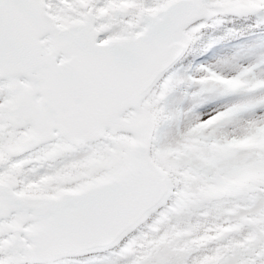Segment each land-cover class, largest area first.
Here are the masks:
<instances>
[{
	"label": "snow or ice",
	"instance_id": "1",
	"mask_svg": "<svg viewBox=\"0 0 264 264\" xmlns=\"http://www.w3.org/2000/svg\"><path fill=\"white\" fill-rule=\"evenodd\" d=\"M211 2L174 0L166 11L151 15L150 10L162 7L166 0H0V105L19 98L15 112H0V145L10 139V132L19 135L35 127V120L30 114L41 99L47 98L48 104L44 108L51 118L54 115L51 105L62 98L85 102L90 99L94 86H106L112 80L125 79L146 61L158 45L173 37L177 24L184 22L185 31L203 23L211 27L220 26L217 24L220 18L187 22L197 3L207 5ZM125 3L132 6L119 7ZM228 19L257 21L259 27L264 29V11L226 17L223 21ZM137 33L144 35L136 39ZM121 37L128 39H119ZM187 53L160 75L154 91L159 92L169 81L175 83L182 80L185 89L197 87L193 81L198 78L180 77L173 71ZM200 71L206 75L215 70L202 68ZM222 75L227 78L243 76L250 87L264 84V59L239 70L235 75ZM180 93L185 95L184 91H180L165 96L162 103L167 111L176 112L178 105L174 101ZM223 98H239L242 102L223 106L216 111L231 107L237 115L221 127L211 130L214 138L242 135L253 124H264V88L245 89ZM191 115L201 120L213 116L204 119L197 111ZM155 136L156 150H172L183 143V134L176 130L175 120L157 128ZM66 139L61 134L48 143L37 144L22 154L10 156L0 164V174H5L22 161H31L20 170L15 187L0 188V212L5 205L11 209L9 215L0 214V224L10 222L14 216L28 215L36 216L30 224L50 222L56 228L65 229L78 221L91 219L125 194L127 184L114 183L55 202L35 203L18 199L17 194L29 184L38 183L87 159L97 148L96 144L84 141L73 144L75 151L55 161L38 159L52 145L63 143ZM177 164L181 169L193 172L209 171L204 161L194 154L182 157ZM77 186L69 184L63 187L75 190ZM247 203L250 205L248 208L231 218L232 224L264 213V192L253 194ZM170 205L171 201L160 205L146 218L144 225L148 226L149 221L155 224L161 212H166ZM172 219L181 224L189 222L187 217L182 216ZM167 230V227L160 226L158 232H152L149 226L148 235L154 242L145 243L144 247L133 243L144 231L141 226L109 247L93 248L72 255L80 257L76 264H200L208 256H218L219 264H264V224H245L240 230L226 233L202 248L185 246L166 238ZM11 235L0 233V244ZM32 243L21 233L12 247L0 248V264H46L29 253L28 248ZM65 259L61 257L59 261Z\"/></svg>",
	"mask_w": 264,
	"mask_h": 264
},
{
	"label": "rangeland",
	"instance_id": "2",
	"mask_svg": "<svg viewBox=\"0 0 264 264\" xmlns=\"http://www.w3.org/2000/svg\"><path fill=\"white\" fill-rule=\"evenodd\" d=\"M207 6L226 7L243 14L251 8L248 0H245V4L240 0H212ZM217 24L220 22L217 21ZM263 32L264 30L255 33L248 40L226 45L221 43L219 37H213L212 50L207 57L178 75L198 78L193 81L197 87L189 86L187 89L184 88V96L182 93L177 95L174 101L178 105L177 110L175 113L170 112V118L164 124L167 125L175 120L176 130L183 134V143L172 150H156V161L167 172L175 175L179 192L168 210L161 212L155 224L151 222L141 233L142 245L154 242L148 235L149 226L152 232H158L160 226L167 227L166 238H170L172 234L182 233L180 239L174 240L190 246L189 241L192 242V238L199 240L196 237L199 231L194 229V225L198 223L196 218L206 227V234L203 237L208 236V239L212 235L209 228L210 220L220 221V231L223 232L214 234L212 241L220 239L226 233L240 230L245 224H264V213L252 218H244L239 223L230 222L232 217L250 206L247 201L252 199L253 194L264 192V175L258 170L264 162V143L254 145L255 142L264 140V124H253L244 134L231 138L225 136L217 139L210 134L211 130L221 127L237 115L231 107L217 113L216 111L223 106L242 102L239 98L223 97L238 94L245 89L252 91L264 88V84L250 87L243 76L227 78L222 75H235L239 70L254 66L264 59ZM202 68H211L215 71L204 75L200 71ZM181 82L184 83L181 80L175 84L181 87ZM166 95L172 93L156 92L145 102V107L150 108L157 102L162 103ZM205 101L208 102L203 104ZM196 111L204 119L213 116L208 120L194 118L191 113ZM154 138L156 139L155 135ZM122 143L123 141L120 140L98 146L97 149L102 148L100 151L106 150L107 153L105 151L104 158L93 160L88 167L113 166L122 157ZM189 154L198 155L209 171L193 172L190 169H181L177 161ZM53 157V161L59 158L56 155ZM77 164L81 162L74 163L70 167ZM174 216L187 217L189 222L178 223L172 219ZM216 258L217 261L207 262L203 259L200 263L206 261V264H219V257ZM59 264L76 263L65 261Z\"/></svg>",
	"mask_w": 264,
	"mask_h": 264
},
{
	"label": "water",
	"instance_id": "3",
	"mask_svg": "<svg viewBox=\"0 0 264 264\" xmlns=\"http://www.w3.org/2000/svg\"><path fill=\"white\" fill-rule=\"evenodd\" d=\"M174 0L162 10L166 11ZM214 13L205 10L199 3L190 12L188 23L204 17H211ZM185 30V23L177 24L175 34L167 42L156 47L155 51L138 67L136 92L129 93L124 88L126 96H122L127 107L140 100L152 89L160 75L173 65L185 52L187 40L181 39ZM180 46V52L170 54V47ZM120 109V113L123 109ZM132 130L135 138L126 154V163L114 173L102 177L78 190L56 197V201L66 196H78L83 192L92 190L101 185L126 183L125 194L115 202L97 212L91 219L76 222L65 229L55 228L47 231L43 237L40 225H36L28 232L33 243L28 251L33 258L48 261L61 257H75L73 253H82L93 248L109 247L117 243L151 213L164 204L171 194V183L166 175L157 169L148 157L150 141L154 123L150 116L144 112L136 115L122 125ZM20 199V198H18ZM2 210L0 214L9 212Z\"/></svg>",
	"mask_w": 264,
	"mask_h": 264
},
{
	"label": "flooded vegetation",
	"instance_id": "4",
	"mask_svg": "<svg viewBox=\"0 0 264 264\" xmlns=\"http://www.w3.org/2000/svg\"><path fill=\"white\" fill-rule=\"evenodd\" d=\"M131 6H132L131 3H125L123 5H120L119 7L127 8ZM154 10L155 9L150 10V13H152ZM10 102H8L5 105H0V111H2V109H5ZM13 140H16V139L14 138ZM75 150L76 149L73 147V144L65 141L63 143H57V144L52 145L51 148L48 151L43 152L38 157V159L42 161H53V158H54L53 155H56V157H61ZM7 159H8V156L5 154L4 148L2 147V145H0V164L5 163ZM26 163H31V161H22L20 164L15 165L13 170L10 171V174L11 175L15 173L19 174L20 170L25 166ZM76 173H77V165H73L72 167L66 168L65 170L60 172L57 176L45 177L42 180H40L38 183L29 184L27 187L24 188L23 191L19 192L18 194L34 195L38 197H45L48 195L55 194L58 191L66 190L63 187L64 185H69V184H73L74 182H76V179H77ZM0 177H1V174H0ZM15 178L17 180V177ZM3 180L4 178H0V182ZM3 224H0V227ZM27 225L29 226L30 223L28 222Z\"/></svg>",
	"mask_w": 264,
	"mask_h": 264
},
{
	"label": "trees",
	"instance_id": "5",
	"mask_svg": "<svg viewBox=\"0 0 264 264\" xmlns=\"http://www.w3.org/2000/svg\"><path fill=\"white\" fill-rule=\"evenodd\" d=\"M226 24L225 28H223L225 36H229L231 33L238 37H245L248 35V29H242L236 20H230Z\"/></svg>",
	"mask_w": 264,
	"mask_h": 264
}]
</instances>
